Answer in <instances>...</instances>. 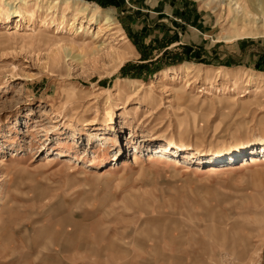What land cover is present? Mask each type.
<instances>
[{"label": "rangeland", "instance_id": "obj_1", "mask_svg": "<svg viewBox=\"0 0 264 264\" xmlns=\"http://www.w3.org/2000/svg\"><path fill=\"white\" fill-rule=\"evenodd\" d=\"M81 1L0 0V264H264L260 9Z\"/></svg>", "mask_w": 264, "mask_h": 264}, {"label": "bare ground", "instance_id": "obj_2", "mask_svg": "<svg viewBox=\"0 0 264 264\" xmlns=\"http://www.w3.org/2000/svg\"><path fill=\"white\" fill-rule=\"evenodd\" d=\"M233 1V0H232ZM60 2H61V4L63 3V2H65V3H67V6L66 7H68V9H73V8H77L78 7V9H79V13L78 14H83V15H90L91 17H92V19H91V21H93V20H99L100 18H101V15H102V13H103V11H106V10H103V9H101V8H99L98 6H95V8H92L91 7V5L89 4V3H87V2H85V1H81V0H57V3L56 4H60ZM218 2V3H217ZM227 2V1H226ZM234 2V1H233ZM247 2H248V5L250 6V7H252V11L253 12H255V11H257V9L256 8H259L260 9V14L262 15V18H263V20H264V0H247ZM246 2V3H247ZM5 3V2H4ZM22 3V5L21 6H19L18 7V5H15V6H10V5H7V6H10L11 7V9L10 10H12L13 11V16H16V17H18V19H19V22H18V24H20V25H18V27H17V31H15V33H17L18 31H19V29H20V27H21V24L23 23V21H24V17L21 15V10H23L24 8L26 9L27 8V6H28V3H26V2H24V1H22L21 2ZM213 3H216L215 5H217V7H223V2H222V0H217V1H214V0H211L210 2H209V5H211V4H213ZM230 3L231 2H229V5L228 6H230ZM243 3V2H242ZM246 3H244L245 5H246ZM233 5V4H232ZM234 5H236V9L237 10H239V12L241 11V12H243V18L244 17H247L248 16V12H246L245 11V9H244V7L243 6H241L238 2H234ZM247 5V6H248ZM226 6V5H225ZM60 7V6H59ZM232 8V7H231ZM229 10H230V8H229ZM228 10V11H229ZM26 11V10H25ZM248 11V10H247ZM107 12V14L104 16L105 18H106V21H107V25H108V29H110V30H114L115 29V27H116V25H117V23H116V18L114 19L113 18V16H112V14L110 13V12H108V11H106ZM258 12V11H257ZM4 14V13H3ZM29 14V13H28ZM7 15V14H6ZM26 15V14H25ZM30 16V15H29ZM251 16V15H250ZM249 16V17H250ZM254 16V15H253ZM256 16V15H255ZM5 17V18H4ZM11 17H10V15L8 14L7 16H2V15H0V22L2 21V19L4 20H7V21H11V19H10ZM31 18V17H30ZM257 18V17H256ZM238 22H241V23H244L245 22V20L244 19H242V17H240L239 19H236ZM74 23H73V25H72V27H74L75 26V24H76V22H77V18L76 17H74ZM255 20H253V19H249L248 20V23L247 24H243V26L241 27V28H243V30H245V28H248V30H245V31H243V30H240V32L238 33V35H237V37H240V38H243V37H252V38H257V37H263L264 38V22H263V24H261V28H262V30L260 31V29L256 26L255 28H253V26H250L251 24H255V22H254ZM48 27V26H47ZM41 29V28H40ZM80 32H82V31H80ZM126 38V37H125ZM239 38V39H240ZM232 39V38H231ZM227 40V42H229L230 41V39L229 38H227L226 39ZM72 43L73 44H75V41H72ZM73 47V46H72ZM91 46H89V44L87 45V46H85V48L86 49H89ZM80 49V48H79ZM69 54H71L70 53V51L68 52L67 51V53H66V56H69ZM81 56V55H80ZM122 56V55H121ZM72 57H77V58H79V55L78 56H73L72 55ZM76 58V59H77ZM121 59H123V57L121 58ZM59 61L60 60H58V61H56V63H59ZM189 86V85H188ZM187 86V87H188ZM186 87V88H187ZM186 88H184V87H180V88H177V89H174L173 90V92L175 93V94H177V93H185L184 91H185V89ZM188 89V88H187ZM182 97V96H181ZM243 97V96H242ZM183 98H184V95H183ZM231 101V100H230ZM243 105V104H242ZM234 106V105H233ZM237 147H240V148H242L241 147V145H240V143H238V142H236V141H234V140H227V141H223V140H215V141H211V144L207 147V148H198L197 149V151H199V152H204L205 150H207V149H210L211 151H215V150H217V151H228V150H233L234 148H237ZM211 151H210V153H211ZM135 161H138V158H137V155L135 156Z\"/></svg>", "mask_w": 264, "mask_h": 264}, {"label": "crops", "instance_id": "obj_3", "mask_svg": "<svg viewBox=\"0 0 264 264\" xmlns=\"http://www.w3.org/2000/svg\"><path fill=\"white\" fill-rule=\"evenodd\" d=\"M156 7H157V6H156ZM167 8H168V6H167V7H164V8H163V11L166 10Z\"/></svg>", "mask_w": 264, "mask_h": 264}]
</instances>
